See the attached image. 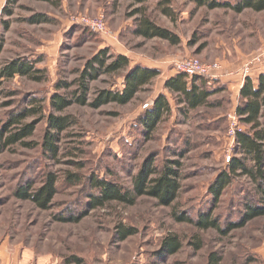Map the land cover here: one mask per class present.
Returning a JSON list of instances; mask_svg holds the SVG:
<instances>
[{"label":"rangeland","instance_id":"obj_1","mask_svg":"<svg viewBox=\"0 0 264 264\" xmlns=\"http://www.w3.org/2000/svg\"><path fill=\"white\" fill-rule=\"evenodd\" d=\"M4 6L12 9V15L3 14ZM34 15H45L48 21L30 23ZM142 16L175 34L178 43L136 35L137 19ZM83 20L102 22L104 29L93 32ZM3 21L9 23L6 30ZM102 49L112 57L118 51L128 55L131 64L156 65L161 73L129 102L93 107L89 103L99 92L123 87L127 68L101 73L89 81L87 104L75 102L63 111H52L48 97L53 92L71 97L80 73ZM263 49L264 10L236 13L192 0H146L141 4L127 0H16L13 6L0 0V64L13 58H34L39 51L47 56L36 63L45 67L41 81L14 77L0 85V129L12 114L32 105L31 98L45 101L40 114L22 121L39 117L33 134L23 140L26 144H10L0 152V264H205L211 251L220 255V264H264V216L226 230L230 223L244 218L246 202L257 201L253 183L246 177L235 178L217 204L208 192L211 181L234 154L231 115L236 101L232 102L225 89L210 97L213 106L186 115L179 95L164 87L165 78L176 73L174 61L180 58H196L204 65L217 63L220 70L222 64L233 63L246 74L251 57ZM62 81L69 85L57 88ZM218 81V77H209L207 89L220 87ZM160 94L167 97L171 112L163 116L151 138L144 139L138 118ZM49 112L70 118L60 134L55 158L41 148ZM149 155H154L158 167L167 158L180 163V189L170 205L143 195L133 204L111 201L89 206L88 197L97 194L90 186L91 177L127 188ZM47 171L59 177L57 193L47 209L16 197L21 186L38 187ZM67 172L79 173L80 183H64ZM211 210L220 231L202 230L174 218V214H183L195 219ZM75 215L77 221L69 219ZM120 226L131 227L134 233L119 240ZM169 234L181 241L175 254L161 250V242ZM199 240L201 246L196 249L194 242Z\"/></svg>","mask_w":264,"mask_h":264},{"label":"trees","instance_id":"obj_2","mask_svg":"<svg viewBox=\"0 0 264 264\" xmlns=\"http://www.w3.org/2000/svg\"><path fill=\"white\" fill-rule=\"evenodd\" d=\"M8 1L13 6L16 0ZM40 1L52 2L53 0ZM127 1L133 4H141L146 0ZM192 1L200 6L206 5L211 9L225 7L236 13H240L245 9L256 12L264 10V0H234L233 3L223 0ZM2 12L8 16L12 15V9L7 6L3 7ZM165 12L168 13L166 10ZM28 21L30 23L47 22L48 18L45 15H34ZM3 23V28L8 29L9 23L7 21H3ZM135 34L145 38L159 37L172 44L178 43L175 34L156 25L145 16L137 19ZM106 52L105 49H102L89 60L80 73L79 79H77V89L71 92V97L57 92H53L48 97L47 103L52 111H63L75 102L82 105L87 104L86 95L89 90V81L96 79L101 73L114 74L127 68V72L123 77V87L119 90L105 89L99 92L97 97L89 103L93 107H99L108 102L117 104L129 102L143 86L150 83L160 73L156 68L141 65L128 68L129 59L126 55L117 54L112 57ZM35 63V60L19 57L0 64V85L14 77H27L36 82L41 81L45 77V72L35 67ZM188 82L190 85H188ZM207 82L208 77L205 76L189 77L184 73H175L165 80L164 87L168 92L179 95L181 110L187 115L190 111L200 107L213 106L210 97L224 90L223 87L215 88V90L207 89ZM68 85V83L62 81L56 87H67ZM42 101L44 100L31 98L29 102L33 103L32 105L12 114L7 119L0 129V152L10 144L18 142L26 144L23 140L33 134L39 117L29 122L23 123L22 121L29 116L40 114L42 110L41 103L45 102ZM170 112L171 106L167 97L160 94L153 101L152 107L145 110L144 114L138 118L137 124L140 126L144 139L151 138L163 116L168 115ZM234 114L244 128L236 130L234 154L229 157L226 167L221 169L211 181L208 192L211 200L214 204H217L224 190L235 178L246 177L253 183L258 197L257 201L246 202L245 214L243 213L244 218L241 222L230 223L226 230L242 226L252 218L264 216V122L262 121V118H264V74L258 77L256 88H254L251 78L246 77L240 90L239 104ZM46 122L41 139V148L49 158H55L59 153L60 134L69 126L70 118L49 112L46 116ZM179 166L178 160L167 158L158 167L154 155H149L143 159L136 174L132 177L131 185L127 188L106 178L91 177L90 186L96 189L97 194L90 195L87 202L91 208L103 206L111 201L133 204L138 197L146 195L156 198L159 204L168 206L177 198L180 189ZM58 179V174L47 171L38 187L35 188L32 184H26L16 189L15 195L19 199L30 200L38 208L47 209L57 193ZM80 181L79 173L67 172L63 178L64 183L72 186L80 183ZM212 210L198 214L195 219L183 214H174V218L177 221L191 222L202 230L214 228L220 231L218 219L214 217ZM77 216L69 217V219L77 221ZM66 218L68 217H59V219ZM223 232L227 231L224 230ZM133 233L134 229L131 227L120 226L117 231L118 239L124 240ZM200 246V240L194 242L196 249H199ZM180 247L181 241L175 234L167 235L161 242V250L166 254H175ZM220 262V255L216 251H211L205 264H220Z\"/></svg>","mask_w":264,"mask_h":264},{"label":"crops","instance_id":"obj_3","mask_svg":"<svg viewBox=\"0 0 264 264\" xmlns=\"http://www.w3.org/2000/svg\"><path fill=\"white\" fill-rule=\"evenodd\" d=\"M223 1H230L231 3H233L231 0H223ZM114 54L126 55V54H124L122 52H119V51L116 52V53H114ZM42 55L46 56L43 52H40L39 51V53H36V55H35L34 58L27 57V59L35 60L36 63L38 64L43 59V57H41ZM126 56L128 57V55H126ZM128 59H129L128 68H132V67L137 66V65L146 66L148 68H156V65L144 64V63H140V62H138V63L136 62L134 64H131L129 57H128ZM36 63H35V66H36ZM230 64L231 65H229V64H226V65L222 64L223 68L221 70L219 69L220 71L218 70V73H217L216 78L218 77V80H219L218 82L220 83L219 86L220 87H223L224 90L225 89H228V91L231 93V100H232V102H234V100L236 101L233 104L234 108L236 109L237 105L239 104V94H240V90H241V88L243 87V85L245 83L246 77L251 78V80L253 82V86H254V88H256L257 85H258V77L261 74H264V62L251 66L249 72H247L246 74L245 73H242V71L240 70V68L239 67H235L233 63H230ZM36 67L38 69H41V70H43L45 68V67H40L39 68L38 66H36ZM160 73H161V71H160ZM174 74H170V76H173ZM170 76L166 77L165 80L167 78H169ZM165 80H164V82H165ZM188 85H190L189 82H188ZM210 90H215V89L211 88ZM235 109H234V111H235ZM234 111H233V113H234ZM4 263L5 264H9V261L8 262H4ZM10 264H15V261H11Z\"/></svg>","mask_w":264,"mask_h":264},{"label":"built area","instance_id":"obj_4","mask_svg":"<svg viewBox=\"0 0 264 264\" xmlns=\"http://www.w3.org/2000/svg\"><path fill=\"white\" fill-rule=\"evenodd\" d=\"M84 23L86 26H89L91 28V31L93 32L98 33L99 31H103L104 29V25L102 22L97 23V22H90L89 20H87L84 21ZM262 62H264V49L254 54L246 66H253ZM173 67L176 73H184L189 77L205 76L208 78L209 77L215 78L217 76L218 70L220 69L217 63H213L212 65H204L203 63L199 62L196 58H191V57H183L180 58L179 60L174 61ZM249 69L247 70L248 72ZM231 118H232L231 123L233 124L231 128V135L234 140L235 132L236 130H240V127L237 123L238 121L235 118L234 113L231 115Z\"/></svg>","mask_w":264,"mask_h":264}]
</instances>
